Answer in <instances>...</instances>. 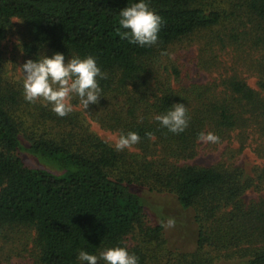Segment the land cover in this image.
<instances>
[{"label": "trees", "instance_id": "1", "mask_svg": "<svg viewBox=\"0 0 264 264\" xmlns=\"http://www.w3.org/2000/svg\"><path fill=\"white\" fill-rule=\"evenodd\" d=\"M132 2L0 0V239L9 247L16 232H33L38 264H80L81 249L98 254L112 246L127 247L139 264H217L223 252L240 264H264V195L246 202L253 182L228 162L188 163L201 132L218 135L211 143L218 145L251 130L264 153V0H148L163 24L157 43L145 47L120 34L118 13ZM15 19L23 24L17 48L27 60L55 52L66 61L96 58L107 75L98 80V104L85 110L73 97V111L59 117L50 105L24 99L23 77L6 60ZM194 45L199 65L217 77L186 85V69L172 54ZM242 70L257 78V89ZM174 103L185 104L190 117L180 134L154 119ZM91 120L141 139L117 151ZM23 139L31 154L55 161L63 174L26 165ZM258 177L264 182V168ZM133 185L170 192L194 211V250L167 246L164 227L148 224Z\"/></svg>", "mask_w": 264, "mask_h": 264}, {"label": "rangeland", "instance_id": "2", "mask_svg": "<svg viewBox=\"0 0 264 264\" xmlns=\"http://www.w3.org/2000/svg\"><path fill=\"white\" fill-rule=\"evenodd\" d=\"M21 25H23L21 20H14L13 36L6 42L8 68L16 75L18 74L17 76L19 77H23L21 66L27 61L21 48H17L20 43V33L23 32ZM177 50L172 54V58L178 64L181 63L183 69H186L182 79L184 84H203L211 82L217 77V73H211L199 65L200 53L197 45ZM229 59L231 58L229 57ZM242 74L253 88H258L257 78L253 74L246 70H242ZM90 122L92 129L98 135L115 144L119 138L117 132L102 128L96 121L91 120ZM249 132L251 133L246 138H240L237 133H234L230 140H225L218 145L200 141L197 156L188 161V163L203 166H211L225 161L232 168L241 169L243 177L253 182L252 187L248 188L244 195V199L248 203L264 195V182H261L258 177L264 168L263 142L259 133H253L251 130ZM27 145V142L23 139L20 155L26 165L32 168L45 169L57 175L63 174V172L57 170L55 161L41 156H34L27 150ZM131 189L144 200L148 224L152 226L162 225L164 227V238L169 248L179 251H192L195 249L198 225L192 209H184L178 202L177 197L170 192L153 191L140 185H133ZM169 218H174L176 221L175 226L172 228L166 226V221ZM33 236V232H16L14 236L16 238L13 237L14 239L10 242L9 247H7L4 240L0 239V264H38L32 255V248L34 247ZM19 237L24 239L20 240ZM224 253H222V258L217 264L242 263L239 256L227 258L224 257Z\"/></svg>", "mask_w": 264, "mask_h": 264}, {"label": "clouds", "instance_id": "3", "mask_svg": "<svg viewBox=\"0 0 264 264\" xmlns=\"http://www.w3.org/2000/svg\"><path fill=\"white\" fill-rule=\"evenodd\" d=\"M118 15L123 39L141 47L157 43L163 18L150 8L148 0H134L120 9ZM21 68L24 99L29 103L40 101L45 106L50 105L59 117L73 111L70 102L73 97L79 98L86 110L91 104H98L103 96L98 80L106 79L107 75L91 55L84 58L76 56L66 61L63 53L55 52L51 56L29 59ZM154 119L169 132L180 134L188 127L190 117L185 104L174 103L169 110L156 115ZM140 139L136 132L122 133L114 147L117 151H123L139 143ZM198 139L218 143L220 137L212 132H201ZM175 223L174 218H169L166 226L172 228ZM76 259L80 264H98L99 261H103V264H139L138 257L125 246L107 247L98 254L81 249Z\"/></svg>", "mask_w": 264, "mask_h": 264}]
</instances>
